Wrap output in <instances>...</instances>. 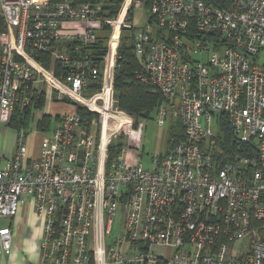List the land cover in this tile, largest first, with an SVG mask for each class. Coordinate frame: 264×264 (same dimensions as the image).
<instances>
[{"label":"built area","instance_id":"2783aa9c","mask_svg":"<svg viewBox=\"0 0 264 264\" xmlns=\"http://www.w3.org/2000/svg\"><path fill=\"white\" fill-rule=\"evenodd\" d=\"M125 2L113 16L106 0H0V138L44 92L75 105L51 130L36 126L31 158L20 128L0 164V264L13 243L1 219L28 199L43 221L42 262L264 264V0H131L121 18ZM138 6L146 21L128 23ZM106 26L108 47L95 55ZM123 27L135 28L137 79L165 98L157 123L170 110L182 118V138L154 169L128 163L125 148L109 157L139 128L115 106ZM220 115L245 145L230 160L214 157Z\"/></svg>","mask_w":264,"mask_h":264},{"label":"trees","instance_id":"16d2710c","mask_svg":"<svg viewBox=\"0 0 264 264\" xmlns=\"http://www.w3.org/2000/svg\"><path fill=\"white\" fill-rule=\"evenodd\" d=\"M110 8L109 14L116 16L118 15L122 3L124 0H106ZM148 1H146V7H148ZM134 7L129 10L130 21H133ZM110 26H106L104 31H108ZM135 28H124L121 33V41L118 47V59L117 66L115 68L114 75V88L115 93L119 102L121 109L126 110L128 113L132 114L135 117V126L138 125L139 120L142 118L149 119L155 116L157 113L158 106L164 101V96L159 92L154 91L150 85L145 84L137 79L136 73L139 69L140 62L137 56L135 45H134V33ZM107 39V37H106ZM95 55H101L106 52V46L103 45V40L100 37L98 41L93 45ZM49 66V64H48ZM46 105L45 92L41 95L35 96L33 103L25 111V115L21 111L16 109L14 114L13 122L10 121V125H14L20 129V127H29V117L34 115L33 110H42ZM82 114L90 116V113L83 109L82 107L78 108ZM33 114V115H32ZM57 120L60 119V116H56ZM221 123L218 128V138L219 145L221 147L222 154L216 155L214 152V157L216 160H220L223 157L224 160H230L238 151H243L245 145L240 144L236 139L234 132L231 128V125L226 120L225 115H220ZM51 120L52 115L44 114L36 123L38 129L42 131L51 130ZM179 139H176V136L173 138L171 145L175 144V141H179L183 134L177 135ZM218 141V142H219ZM124 145L121 142L116 141L110 147L109 157L111 160L117 158L123 152ZM140 248L144 249L147 246L144 243L139 245ZM91 264H94L92 262ZM157 264H166V261L160 259Z\"/></svg>","mask_w":264,"mask_h":264},{"label":"rangeland","instance_id":"374dc122","mask_svg":"<svg viewBox=\"0 0 264 264\" xmlns=\"http://www.w3.org/2000/svg\"><path fill=\"white\" fill-rule=\"evenodd\" d=\"M126 7V5L123 6V10ZM144 12V7L138 6L134 9V15H133V21H130V15L128 12L127 19L130 21L128 23H140L143 24L146 19L147 15ZM110 13V12H109ZM143 15V16H142ZM127 28V27H123ZM122 29V30H123ZM112 29H109L108 31H102L100 33V37L103 40V45L106 46V49L108 47V37L111 33ZM117 32V30H116ZM107 37V39H106ZM117 38V35H114V39ZM121 41V38H120ZM117 41H112L110 43L109 52L116 49ZM120 44V42H119ZM118 54V53H117ZM48 99H46L47 105L44 107L45 109L36 111L35 114L32 117H29L30 125L29 127H20L22 129H25L26 131V145L28 149V158L33 157L35 153L39 152V145L42 139V136L39 131L36 129L35 123L44 115H49V112L53 115L51 120V126H54L57 123V114H65L67 113V110L69 108L72 109V107H75L74 104L68 103L66 101H54L52 97L48 96V94H45ZM48 106V107H47ZM49 111V112H48ZM74 111V110H73ZM72 111V112H73ZM14 116V115H13ZM37 116V118H36ZM13 122V118L11 119ZM219 128V127H218ZM216 129V155L222 154V149L219 145L220 141L218 138L219 130ZM1 138H0V157H2V164L6 161L7 158L13 157L15 151H16V145H17V138L19 134V128L10 125V124H2L1 126ZM40 130V129H39ZM136 133L130 135H123L116 139V141L123 143L125 149H127V152L125 154V158L128 163H139L142 162L143 165L148 169H154L156 168V160L158 157H160L161 154H164L170 147H172L171 142L173 141V138L176 136V139H179L180 136L177 137V135H182L183 133V124H182V118L178 113H176L175 110H170L166 121L163 125H159L157 123L156 114L152 118H142L139 120V128L134 130ZM137 136V138L135 137ZM115 141V142H116ZM178 141V140H177ZM219 141V142H218ZM114 142V143H115ZM176 143V141H175ZM4 152V153H3ZM11 157V158H12ZM217 156H215L216 158ZM10 158V159H11ZM29 199L27 200L26 204H24V213L25 216L28 215L29 210L28 206ZM26 205V206H25ZM34 207V206H33ZM32 213V212H30ZM10 221H12V218H2L1 222L4 225H9ZM119 227V222H118ZM152 252H154L156 255L163 254L165 249L158 248L157 246H152ZM148 264H151L150 262Z\"/></svg>","mask_w":264,"mask_h":264},{"label":"crops","instance_id":"0c3cea01","mask_svg":"<svg viewBox=\"0 0 264 264\" xmlns=\"http://www.w3.org/2000/svg\"><path fill=\"white\" fill-rule=\"evenodd\" d=\"M73 110H75V107L69 108L67 113ZM49 114L52 115L50 112ZM58 115L61 114L56 116ZM2 157L4 156L0 157V164H2ZM29 204L28 209L30 210L27 216H25L24 207H22L18 215L13 217L9 223L13 230V243L11 249L2 256L1 264H51L50 262L41 261L42 250L40 245L44 235L43 221L37 217L30 201Z\"/></svg>","mask_w":264,"mask_h":264},{"label":"bare ground","instance_id":"6f19581e","mask_svg":"<svg viewBox=\"0 0 264 264\" xmlns=\"http://www.w3.org/2000/svg\"><path fill=\"white\" fill-rule=\"evenodd\" d=\"M130 2H131V0H126V2H125L126 7L124 8V10L122 9L121 18L123 16L124 12L126 11L127 7L129 6ZM114 53H115V50L110 51L109 56H108V62H107L108 72H107V74L109 77L112 75V70H113L112 64H113Z\"/></svg>","mask_w":264,"mask_h":264},{"label":"water","instance_id":"95a60500","mask_svg":"<svg viewBox=\"0 0 264 264\" xmlns=\"http://www.w3.org/2000/svg\"><path fill=\"white\" fill-rule=\"evenodd\" d=\"M119 105V102L118 101H116V103H115V106H118Z\"/></svg>","mask_w":264,"mask_h":264}]
</instances>
